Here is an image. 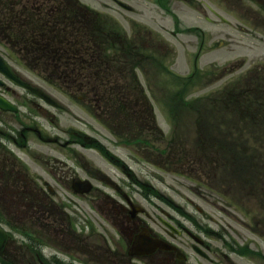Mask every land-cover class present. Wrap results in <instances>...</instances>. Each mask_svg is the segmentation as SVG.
<instances>
[{
  "label": "rangeland",
  "instance_id": "obj_1",
  "mask_svg": "<svg viewBox=\"0 0 264 264\" xmlns=\"http://www.w3.org/2000/svg\"><path fill=\"white\" fill-rule=\"evenodd\" d=\"M78 1L97 12L99 22L117 38L112 45L102 43L104 50H101L95 47V41L101 38L92 33L94 27L89 34L82 27H71L68 36L73 41L71 51L85 48L89 54L94 49L90 56L77 55L72 60L69 66L74 74L67 78L59 76L63 69L55 68L45 57L38 61L39 54L27 48L25 42L16 41L13 46L5 43L3 50L0 47L22 79L42 89L63 107L62 111L51 108L11 86L16 94H7L6 98L19 112L17 118L0 113L1 191L5 193L12 185H19L22 195L18 199L23 198L13 204L26 207L21 212L27 213L28 204H21L33 197L31 181L36 179L39 185L51 186L55 203H70L74 206L68 210L82 211L88 217L93 216L91 211L97 196L114 194L119 187L126 193L136 194L159 227L156 217H162L159 210H163L177 218L182 213L192 223L195 221L211 231L207 237L214 249V255H210L213 261L197 258L187 249L195 264H264V0L261 5L257 3V40L240 37L245 40L244 50L239 48L238 53H233L223 47L215 50L212 57L201 59L203 70L213 72L212 84L204 88L201 82L194 84L197 89L185 95L189 101L199 97L195 100L200 102L196 105L198 112L201 111L199 114L184 105H174L172 98L173 89L180 84L171 78V73L185 75L193 61L190 31L171 35L176 27L172 20L161 9H155L154 4H147V0H127L134 7L133 12L124 11L107 0ZM8 4L13 5L11 15L20 12L15 0H5L2 8ZM189 8H175L182 29L193 24L194 14ZM0 29L3 30L1 23ZM222 29L223 26L215 28V32L225 35ZM17 33L28 34L23 28ZM221 34L215 40H222ZM233 34L237 39V33ZM120 40H125L127 47L120 48ZM133 64H137L135 71ZM136 84L147 89L145 93L153 107L157 127L168 134L166 99L168 108L173 109L183 127L182 135H187L160 156L145 150L153 159L149 162L134 158L132 150L120 146L113 137L118 131L112 126L115 117L133 116L132 103L141 105L143 96L134 87ZM228 87L238 93L233 102L224 100L223 89ZM252 122L257 128L233 127L238 124L250 127ZM195 132L202 133L203 137L192 136ZM77 135L85 137L83 144H78ZM96 142L107 154L95 149ZM157 144L160 151L166 147L165 141ZM110 155L125 164L137 181L145 183L146 190L134 184L121 166L109 161ZM74 176L88 179L95 188L90 201L72 196L67 182ZM3 202H8L5 212L11 215L9 201ZM15 222L32 227L29 219L19 218ZM151 227L159 229L152 223ZM95 229L99 230L96 226ZM191 229L196 231L193 225ZM20 237L17 233L12 235V256L17 263L30 264L29 251L21 248ZM177 241L186 245L189 242L184 238ZM41 252L47 258L51 250L44 248Z\"/></svg>",
  "mask_w": 264,
  "mask_h": 264
},
{
  "label": "flooded vegetation",
  "instance_id": "obj_2",
  "mask_svg": "<svg viewBox=\"0 0 264 264\" xmlns=\"http://www.w3.org/2000/svg\"><path fill=\"white\" fill-rule=\"evenodd\" d=\"M160 2L168 5L172 12L180 7L179 4L190 6L192 9L195 14L191 32L192 54L195 60L210 56L215 50L223 47H226L228 52L238 53L239 48L245 47V40L241 39L244 37L257 40V3L261 5L263 0H160ZM220 26H223L221 32L225 35L215 32V28ZM232 32L237 33V39L235 34L231 35ZM219 34L223 35V39L215 40ZM0 81L3 82L0 86V92L3 93L7 88L4 85L5 78L1 75ZM18 170L21 169L18 168ZM31 184L34 191L33 197L29 199V202L21 205L28 204L29 221L35 230L43 225L46 228L48 243L54 252L47 258L48 264L183 263L175 258L174 252L156 251L151 255L141 256L129 254L134 237L143 230H148L151 221L146 205H144L145 211L131 213L127 206V199L136 203L132 194H101L97 196L93 216L86 217L82 212H80L81 215L63 209L60 212V208L54 204L55 194L45 192L44 188L37 184L36 179H33ZM10 188L11 190L5 193L0 189V225L2 227L17 225L15 217L22 218L26 215L21 212V210L26 211V207H20V205L17 207L13 204L14 201L18 202L23 198L18 199L22 195L21 187L12 185ZM82 198L90 201V197ZM5 200H8L9 206L12 207L11 215L5 212L8 203H4ZM72 225L76 230L72 228ZM177 225L181 227L178 223ZM95 226L99 230L95 229ZM164 233L173 240L180 236V234L174 236L172 232L165 229ZM202 246L209 251L212 250L205 243ZM11 256V248L9 243H6L0 250V264H16ZM37 259L36 254L35 260Z\"/></svg>",
  "mask_w": 264,
  "mask_h": 264
},
{
  "label": "trees",
  "instance_id": "obj_3",
  "mask_svg": "<svg viewBox=\"0 0 264 264\" xmlns=\"http://www.w3.org/2000/svg\"><path fill=\"white\" fill-rule=\"evenodd\" d=\"M15 0L16 6L20 8L19 13L10 14L12 4L6 5L3 16V27L6 33L12 37L13 43L26 44L27 48L32 49L38 55V61L45 57L55 68L63 69L59 76L67 78L74 74L69 60L76 58L77 55L93 54L94 49L85 53V48H80L79 52L71 51L73 41H70L69 31L75 19H79L87 29L93 25V16L89 15L84 7L80 6L75 0ZM62 2V3H60ZM29 23H24V21ZM97 26V25H96ZM29 27V33L28 29ZM24 29L28 34L22 36L17 31ZM94 31V29H93ZM25 49V48H24ZM133 104V103H132ZM135 115L132 116L133 125L140 119L139 113H143L145 104L140 106L133 104ZM118 116V115H117ZM119 117V116H118ZM127 116L119 117L125 118ZM137 137L133 135L132 138ZM133 140V139H132ZM133 142H136L133 140Z\"/></svg>",
  "mask_w": 264,
  "mask_h": 264
},
{
  "label": "water",
  "instance_id": "obj_4",
  "mask_svg": "<svg viewBox=\"0 0 264 264\" xmlns=\"http://www.w3.org/2000/svg\"><path fill=\"white\" fill-rule=\"evenodd\" d=\"M116 1V0H115ZM119 5L123 6L124 8H127L125 5L121 4L120 2L116 1ZM0 71L3 72L10 80H12L13 82L29 88L27 84L20 82L17 77L15 75H13L10 70L8 69V67L3 64L0 61ZM33 93H35L36 95H38L40 98H42L45 102H47L50 105H56L52 99H50L47 95H45L44 93H42V91L38 90V89H30ZM0 109L4 110V111H12L15 112L16 110L3 98L0 97ZM74 187L76 188L77 191L79 192H88L89 191V184L88 182L84 181V182H79L77 179L74 180L73 182ZM5 239V235L0 232V245L1 243L4 241ZM160 248V249H164L167 248V245L158 240V239H153L150 238L149 239V249L150 252H152L155 248Z\"/></svg>",
  "mask_w": 264,
  "mask_h": 264
}]
</instances>
